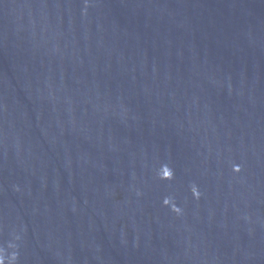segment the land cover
<instances>
[{
    "label": "water",
    "instance_id": "water-1",
    "mask_svg": "<svg viewBox=\"0 0 264 264\" xmlns=\"http://www.w3.org/2000/svg\"><path fill=\"white\" fill-rule=\"evenodd\" d=\"M0 264H264V0H0Z\"/></svg>",
    "mask_w": 264,
    "mask_h": 264
}]
</instances>
